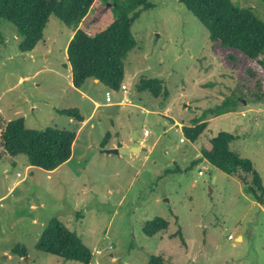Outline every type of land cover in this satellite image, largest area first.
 Wrapping results in <instances>:
<instances>
[{"label": "rangeland", "instance_id": "1", "mask_svg": "<svg viewBox=\"0 0 264 264\" xmlns=\"http://www.w3.org/2000/svg\"><path fill=\"white\" fill-rule=\"evenodd\" d=\"M150 2L153 8L132 26L137 47L124 60L127 91L111 92L107 103L109 90L88 82L85 90L101 106L84 127L55 110L80 99L75 91L64 92L69 29L51 17L44 40L24 53L15 26L0 20V135L17 119L30 130L77 134L73 157L52 172L29 166L24 155H5L0 146V264H82L37 250L54 219L91 249V264H149L152 255L165 264H264V206L240 180L202 159L211 139L231 133V149L250 159L264 182V101L258 100L264 70L212 42L179 0ZM233 2L264 22V0ZM113 5L96 0L81 29L92 36L107 29L116 19ZM102 7L106 13L98 18ZM142 78L161 80L169 97L138 92ZM230 98L242 104L221 116L209 113ZM81 105L88 117L91 104ZM195 118L210 127L191 144L178 124L192 126ZM135 132L140 145L154 147L149 153L103 152L108 133L113 144L118 134L132 139ZM157 217L168 229L146 236L145 225ZM178 230L186 245L173 236ZM17 246L25 247L26 258L12 254Z\"/></svg>", "mask_w": 264, "mask_h": 264}, {"label": "trees", "instance_id": "2", "mask_svg": "<svg viewBox=\"0 0 264 264\" xmlns=\"http://www.w3.org/2000/svg\"><path fill=\"white\" fill-rule=\"evenodd\" d=\"M151 0H113L112 10L115 21L105 30L94 36L80 28L96 0H0V20L12 23L23 39L20 51H34L44 40L45 30L51 17L59 19L64 26L74 32L68 49V65L72 71V81L76 89H81L89 79L98 80L106 89L119 92L124 85V60L129 52L137 47L132 26L144 12L153 8ZM207 29L212 42L226 49H234L256 62L264 70V22L251 8H241L233 0H179ZM106 13L100 8L97 17ZM253 76V72H249ZM245 85V84H244ZM262 92L259 101H264V79L260 83ZM243 87V86H242ZM137 91L149 92L153 97H169V91L159 79L142 78L136 86ZM242 104L240 99L230 98L209 113L219 116L227 113L229 107L236 109ZM60 115L85 121L77 108L59 111ZM209 122L193 119L192 126H183L186 139L194 144L208 129ZM1 127V125H0ZM77 134L70 130L48 128L43 131L26 128L24 119L10 121L0 135L3 154L16 158L27 157L29 166L52 172L66 164L73 156V146ZM111 139L107 134L101 147L107 148ZM236 137L228 132H220L202 149V159L216 170L240 180L248 194L257 204L264 206V182L254 168L253 162L241 157L231 149ZM0 157L2 153L0 152ZM196 161L193 165H196ZM168 173H179L168 170ZM169 223L157 217L147 223L143 232L155 237L165 232ZM179 237L186 245L181 230ZM38 251L59 257L65 261L91 264L94 258L91 249L82 239L66 228L57 219L52 220L40 236ZM12 254L26 258L25 247L17 246ZM149 264H165L163 257L152 255Z\"/></svg>", "mask_w": 264, "mask_h": 264}, {"label": "crops", "instance_id": "3", "mask_svg": "<svg viewBox=\"0 0 264 264\" xmlns=\"http://www.w3.org/2000/svg\"><path fill=\"white\" fill-rule=\"evenodd\" d=\"M89 16L90 15H88L86 18H85V20H84V22L82 23V25H80V28H82L83 26H86V24H88L87 23V20H88V18H89ZM90 26V25H89ZM70 31V33H69V36H68V39H67V42H66V49H68V45H69V43H70V41H71V39L73 38V36H74V32L73 31H71V30H69ZM88 34H90V33H88ZM91 35V34H90ZM67 60H68V56H67ZM66 70H67V72H68V77H67V83H66V85H67V88L66 89H64V92H66L67 90H68V92H72V91H75L77 94H79L80 95V99H79V101H77L76 100V102H74L73 104H70V106H64V108H60V109H55L56 110V112L57 113H59V111H62V110H66V109H72V108H77V109H79L80 110V112H81V114L83 115V117H84V119H85V121L83 122V123H79L80 124V126L81 127H84V126H86L87 124H88V122L92 119V117H93V115H94V113L97 111V109L101 106V104L100 103H98L96 100H95V98H94V96L92 95V94H90L89 92H87L86 90H85V88H86V86H87V84H88V82H92L94 85H96V86H103L98 80H93V79H89V80H87L86 82H85V84H84V86L81 88V89H76L75 87H74V85H73V81H72V71H71V67L68 65V67L66 68ZM24 79H26V78H22L21 80L23 81ZM124 84V83H123ZM125 85V84H124ZM126 86V85H125ZM127 87V86H126ZM127 89H128V87H127ZM127 89H126V91H127ZM122 90V89H121ZM123 91V90H122ZM73 96V95H72ZM83 102H88L89 104H91V107H92V112H91V114L87 117L84 113H83V109H82V105H81V103H83ZM112 102V101H111ZM123 103H126L125 102V100H122L121 102H119V105H121V104H123ZM106 105H108V104H106ZM34 106V105H33ZM70 118V117H69ZM71 120H72V118H71ZM71 120L69 121L70 123H72L71 122ZM73 120H75V119H73ZM76 121V120H75ZM74 121V122H75ZM73 122V123H74ZM77 122V121H76ZM78 123V122H77ZM175 125H177V124H175ZM178 126L182 129V127H183V125H181V124H178ZM80 127V128H81ZM210 127V124H209V126H208V128ZM180 129V130H181ZM119 135V137L117 138V142L116 143H109L108 145H107V148L106 149H112V148H116L117 147V145H118V143H122L125 147H131L132 145H133V139H126V136L124 135V133H123V135H122V133L121 134H118ZM145 136H147V137H149L150 135H149V131H148V134L146 135V134H144ZM146 137V138H147ZM156 142V141H155ZM145 147H147V149H148V151H147V153H149L150 152V149L151 148H154L153 146H145ZM73 148H74V146H73ZM73 157V156H72ZM71 160V159H70ZM30 168V167H29ZM59 169V168H58ZM241 238H242V236H241ZM238 240V239H237Z\"/></svg>", "mask_w": 264, "mask_h": 264}, {"label": "water", "instance_id": "4", "mask_svg": "<svg viewBox=\"0 0 264 264\" xmlns=\"http://www.w3.org/2000/svg\"><path fill=\"white\" fill-rule=\"evenodd\" d=\"M115 5V4H114ZM133 145L131 147H125L122 143H118L116 148L112 149H103V152L108 155H130V154H145L148 149L145 146H142L138 142L137 133H134L133 136Z\"/></svg>", "mask_w": 264, "mask_h": 264}, {"label": "built area", "instance_id": "5", "mask_svg": "<svg viewBox=\"0 0 264 264\" xmlns=\"http://www.w3.org/2000/svg\"><path fill=\"white\" fill-rule=\"evenodd\" d=\"M121 89H122L123 91H126L127 87H126L125 85H123ZM111 92H112L111 90H109V91L106 92V102H107V103H110V102L112 101V98H111ZM145 134L147 135V134H148V131H147ZM180 142H181V143H184V142H185V139L182 138V139L180 140ZM202 174H203V173L201 172L200 175H202ZM229 238H231V236H230Z\"/></svg>", "mask_w": 264, "mask_h": 264}]
</instances>
